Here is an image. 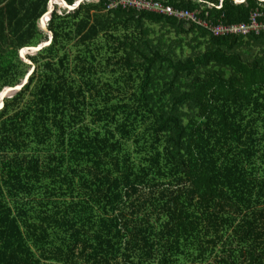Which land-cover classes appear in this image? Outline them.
Instances as JSON below:
<instances>
[{"label": "trees", "instance_id": "16d2710c", "mask_svg": "<svg viewBox=\"0 0 264 264\" xmlns=\"http://www.w3.org/2000/svg\"><path fill=\"white\" fill-rule=\"evenodd\" d=\"M51 1L0 0V92L34 68L0 109V264H264V29H209L264 0H154L207 27Z\"/></svg>", "mask_w": 264, "mask_h": 264}, {"label": "built area", "instance_id": "2783aa9c", "mask_svg": "<svg viewBox=\"0 0 264 264\" xmlns=\"http://www.w3.org/2000/svg\"><path fill=\"white\" fill-rule=\"evenodd\" d=\"M108 3V9H112V7L116 5H120L123 8H128V9H135V10H142L145 6V1L147 0H106ZM155 2L154 6L159 7V5H162L160 2L151 0ZM164 6V5H162ZM160 9L156 12L158 14H164L168 17L175 18L176 20H180L183 22H186L188 24H197L201 25L204 27H207L206 23L201 22L198 17L196 12H189L186 10H177L173 9L170 6L166 7H159ZM257 15L252 16L251 22L249 25H239V26H223V25H218L214 28H209L213 35L215 36H225L226 34H231V33H243L244 35L256 31V34H258L257 30L264 29V25L260 27L256 21Z\"/></svg>", "mask_w": 264, "mask_h": 264}, {"label": "water", "instance_id": "95a60500", "mask_svg": "<svg viewBox=\"0 0 264 264\" xmlns=\"http://www.w3.org/2000/svg\"><path fill=\"white\" fill-rule=\"evenodd\" d=\"M84 0H77L76 3L72 6L67 5L66 3L59 1V0H53L51 1L48 6H47V11L48 14L51 15L53 10L51 9V6L53 4H57L59 3L60 5H62V8L68 9V10H74L76 9L80 3H82ZM243 0L238 1L239 3L242 2ZM50 19V18H49ZM46 21H48V17H44L41 19L40 21V27L41 29H43L44 31H46L48 33V37H49V42L52 40V33L49 32L47 30V26H46ZM49 45V43H42L40 45H38L35 48H25L23 50L20 51V57L21 60L25 63L29 62L26 60V55L27 54H31L34 55L36 54L38 51H40L43 47H47ZM34 71V68L32 67L31 70L28 72V74L25 76V78L23 79V81L18 84L17 86H15L14 88H10V87H5L2 89V91L0 92V109L3 108L4 106V100L6 98H11L13 95H15L17 92H19L22 87L27 83L29 76L32 74V72Z\"/></svg>", "mask_w": 264, "mask_h": 264}, {"label": "bare ground", "instance_id": "6f19581e", "mask_svg": "<svg viewBox=\"0 0 264 264\" xmlns=\"http://www.w3.org/2000/svg\"><path fill=\"white\" fill-rule=\"evenodd\" d=\"M92 1H94V2H98L99 0H92ZM76 3V2H75ZM74 3V4H75ZM58 4V6L60 7V8H62L61 6H60V4L59 3H57ZM154 4H155V2H153V1H150V0H147V1H145V6H144V8L142 9V10H144V11H150V12H157L160 8L159 7H163L162 5H159V7H155L154 6ZM63 9V8H62Z\"/></svg>", "mask_w": 264, "mask_h": 264}, {"label": "rangeland", "instance_id": "374dc122", "mask_svg": "<svg viewBox=\"0 0 264 264\" xmlns=\"http://www.w3.org/2000/svg\"><path fill=\"white\" fill-rule=\"evenodd\" d=\"M74 5V4H73ZM61 6V5H60ZM62 7V6H61ZM51 9H53V6L51 7ZM63 9H65V8H63ZM68 10V9H67ZM68 11H70V10H68ZM47 22L48 21H46V26H47ZM40 24V23H39ZM27 55H31V54H27Z\"/></svg>", "mask_w": 264, "mask_h": 264}]
</instances>
